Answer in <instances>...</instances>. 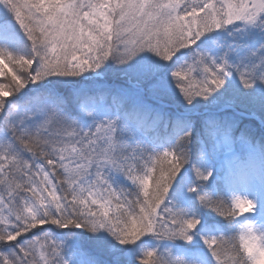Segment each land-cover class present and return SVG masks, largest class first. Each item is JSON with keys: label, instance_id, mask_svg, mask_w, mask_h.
<instances>
[{"label": "snow or ice", "instance_id": "1", "mask_svg": "<svg viewBox=\"0 0 264 264\" xmlns=\"http://www.w3.org/2000/svg\"><path fill=\"white\" fill-rule=\"evenodd\" d=\"M0 264H264V0H0Z\"/></svg>", "mask_w": 264, "mask_h": 264}]
</instances>
